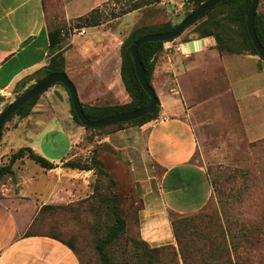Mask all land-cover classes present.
Masks as SVG:
<instances>
[{
    "label": "crops",
    "instance_id": "1",
    "mask_svg": "<svg viewBox=\"0 0 264 264\" xmlns=\"http://www.w3.org/2000/svg\"><path fill=\"white\" fill-rule=\"evenodd\" d=\"M84 29L82 35L86 34L87 28ZM188 42L191 45L184 52L181 44L186 46ZM172 43H164L154 74L153 85L160 102L158 117L143 125L108 133L99 140L119 153L139 186L143 202L139 231L150 246L175 244L171 211L189 214L210 199L212 187L202 149L209 146L213 132L224 139L226 127L235 116L249 141L264 137L261 98L264 89L259 83L264 65L261 66L259 57L238 54L256 64L253 77L257 81L250 90L254 99L241 107L240 100L249 94L240 85L241 95L236 96L234 88L252 77L229 80L223 61L228 53L217 51L213 37H189L173 47L174 56L168 49ZM49 56L48 28L41 0H0V90L35 83ZM86 68L96 90L106 92L113 100L119 96L129 99L120 84V71L112 70L104 58L90 61ZM112 85L119 93L116 97L110 94ZM65 123L73 148L84 127L72 119ZM197 154L202 162L195 160ZM71 157L69 154L62 158L48 157L55 167L40 166L38 177L24 172L28 160L24 158L15 163V174L8 178L14 182L0 181V264H80L62 242L43 235L24 236L33 215L43 204L68 201L73 195L74 176L83 172L63 166ZM224 160L219 163H225Z\"/></svg>",
    "mask_w": 264,
    "mask_h": 264
},
{
    "label": "rangeland",
    "instance_id": "2",
    "mask_svg": "<svg viewBox=\"0 0 264 264\" xmlns=\"http://www.w3.org/2000/svg\"><path fill=\"white\" fill-rule=\"evenodd\" d=\"M41 1L45 4L51 28L62 29L63 39L60 43V50L65 57V72L75 84L80 101L83 104L97 105L124 103L127 100L120 96L113 100L108 98L111 96L106 92L96 90L93 80L88 78L87 63L104 58L112 70L114 68L116 71H120L121 44L133 28L137 26L158 28L166 22L176 24L184 17L187 10L189 12L193 10L188 0H160L159 3L149 4L119 16L117 14L129 0ZM258 1L257 10L264 13V0ZM91 13L101 16L100 24L90 27L81 19ZM205 18L206 16L198 19L196 24ZM193 27L194 24L190 25L178 37L174 38L172 46L168 48L172 56L175 55L173 54L174 46L180 42H186L184 41L186 38L197 36L192 31ZM82 28H87V35L79 33ZM233 35L238 38V31L234 30ZM84 49L86 52H81ZM261 59L262 66L264 60ZM223 61L231 82L252 77L245 84L246 80L236 84V87L234 85V95L240 97L241 93L238 91L240 85H243L244 93L249 94L247 99L240 100V106L244 107L248 101L255 97L250 90L253 88V84H257L256 77H253L255 75L253 68L256 64L247 60L244 55L238 54H225ZM106 71L109 73L108 69ZM260 75L259 83L264 89V70L260 71ZM120 84L124 89L122 83ZM28 85L10 89L12 94L7 99L0 97V112L20 96ZM121 91L124 92V90ZM112 93L115 97L119 95L113 85L110 90L111 95ZM104 96L106 97L104 98ZM261 98L264 100L263 94H261ZM228 103L230 104L229 100ZM231 108L235 114L233 107ZM232 118L233 120L226 127L227 134L224 139H220L216 131L213 132L212 140L208 142L209 146L202 151L207 159V165L247 169L249 175L248 179H244V181L243 178L238 177L236 182L223 185L219 194L212 191L210 200L197 210L202 211L207 219L210 218L208 219L209 229H213V232L217 231L220 225L224 230L227 228L237 229L232 224L245 225L244 227L260 225L264 227V137L249 141L245 137L240 121L235 116ZM71 119L78 125L71 113L68 90L61 83L51 85L39 96L28 116L20 118L15 114L5 122L0 137V165L7 163L11 153L23 146L32 147L47 159L62 158L69 154V156L72 155L70 158L72 160L89 162L90 157L95 155L104 162L105 171L114 181L113 185H109L110 179L103 178V184L109 185L111 191L118 195V204L127 221V236L138 237L141 195L129 170L124 165L119 153L109 145L99 142L102 138L101 134L92 129L83 126L84 131L78 133L72 148L67 137L68 132H65L67 125L65 121L69 124ZM252 143H256V145L251 146ZM201 158L200 154H197L195 160L202 162ZM222 160L225 163H219ZM39 169H41L39 164L31 159H28L24 166V172L30 176L32 174L34 177H38ZM77 170L83 173L74 176L73 195L68 201L54 202L67 205L68 208L45 215L42 222L37 211L30 222L31 226L29 224L30 227L28 226L25 232L29 229L32 233L56 235L64 240L72 238L85 264H100L93 248V239L96 236L93 224H96L97 217L91 210L90 203L95 202L94 196L97 194L101 182H97L98 173L95 168ZM12 176H4L1 180L4 181ZM7 181L12 182L13 180L8 179ZM12 188L14 189V187ZM171 213L178 214L174 210ZM50 225L53 228H50ZM201 226L204 227L202 224ZM227 238L228 240L235 239L231 238V233L228 232ZM261 239V245L254 248L251 253L256 259L255 264H264V235L261 236ZM169 257L172 256L169 255Z\"/></svg>",
    "mask_w": 264,
    "mask_h": 264
},
{
    "label": "trees",
    "instance_id": "3",
    "mask_svg": "<svg viewBox=\"0 0 264 264\" xmlns=\"http://www.w3.org/2000/svg\"><path fill=\"white\" fill-rule=\"evenodd\" d=\"M205 1L206 0H188V3L192 5V9H195ZM159 2L160 0H129L117 15L120 16L142 8L143 6ZM41 4L48 28L50 56L47 64L40 71H43L45 74L52 72L66 73L65 57L60 50V43L63 39L62 29L58 27L51 28L45 4L43 1H41ZM250 4L251 0H222L219 4L198 18L200 19L206 16L205 19L196 24L197 19L193 23L194 27L192 31L196 33L199 38L213 37L215 40V48L221 54L249 53L259 56L246 28V15ZM257 7L254 20L255 31L258 40L264 47V13L259 12ZM188 12L189 10H187L184 15ZM81 19L90 27L96 26L102 21L100 15L93 13L81 17ZM176 25L177 23L172 24L166 22L158 28H153L154 26H137L129 32L121 44L119 72L122 86L128 94L129 99L124 103L108 105L83 104L80 101L83 112L88 119L95 121L106 116L136 110L149 102L150 98L142 88L136 76L133 59L130 54V47L143 35L165 32ZM234 30L238 31V38L233 35ZM173 40L174 39H170L169 41ZM188 40L189 38H186L184 41ZM165 42L168 41L145 42L140 45L138 50L141 62L145 68L147 80L154 90V74L163 52V45ZM41 78L42 76H36L35 82ZM33 84L34 83L29 84L26 89L30 88ZM40 95L27 101L16 112L10 115L5 122L15 114L20 118L28 116L31 108L36 104ZM69 101L73 119L81 126H84L76 116L70 96ZM159 112L160 102L152 113H147L130 121L117 122L96 128L84 127L99 132V134H101L100 136L103 137L108 133L130 126L143 125L158 117ZM5 122L1 126L0 137ZM255 145L256 143L251 144V146ZM24 158L33 160L45 169L55 167L52 162L36 153L31 147L23 146L11 153L7 163L0 165V180L3 179L4 176L14 175L15 163ZM103 164L104 162L95 155L90 157L89 162L69 159L63 163L64 167L72 169L90 170L95 168L98 173L97 182H101V184L97 189V194L94 196L95 202L90 203V208L97 217L96 224H93V230L96 234L93 239V248L96 251L100 264H255L254 262L256 259L251 253L254 248L261 245V236L264 235V227H262V225L257 227H244L245 225L237 226L236 224H232L237 229L232 230L227 228L224 230L222 225H220L217 231L213 232V229H209L210 222L208 219L210 218L207 219L202 211H194L189 214L170 213V221L176 246L175 244L150 246L141 238L139 230L138 237L127 236V221L123 215L121 206L118 204V195L112 192L109 187V185L114 184V181L105 171ZM206 171L212 191L217 194L221 192L220 189L223 185L236 182L238 177L243 178L244 181V179H248L249 175V170L247 169L231 168L223 165H207ZM104 177L110 179V184L108 186L103 184ZM133 182L135 186L139 188L134 180ZM140 200L141 204L139 210L143 207L141 196ZM67 208L68 206L63 204L45 203L38 210V216L42 222V218L45 215L53 214L59 209L66 210ZM201 224L204 225V227H202ZM50 228L53 227L50 225ZM227 232L231 233V238L235 239L228 240ZM31 235L48 236L62 242L73 251L80 264H85L72 238L64 240L56 235L32 233L29 229L24 233V236ZM169 255L172 257H169Z\"/></svg>",
    "mask_w": 264,
    "mask_h": 264
},
{
    "label": "water",
    "instance_id": "4",
    "mask_svg": "<svg viewBox=\"0 0 264 264\" xmlns=\"http://www.w3.org/2000/svg\"><path fill=\"white\" fill-rule=\"evenodd\" d=\"M221 1L222 0H206L205 2L197 6L195 9L185 14L184 17L172 29L165 32H157V33H150L143 35L132 44V46L130 47V54L133 59L135 73L142 88L146 91V93L150 98L149 102L143 107L132 111H126L123 113L106 116L104 118L95 121L90 120L85 116L83 112L75 84L69 79L66 73H62V72H52L48 74L42 73L41 75L42 78L40 80L36 81L30 88L26 89L18 98H16L14 101L9 103L0 112V131L2 124L6 121V119L10 115L16 112L27 101L36 97L37 95L42 94L51 85L55 83H61L65 86V88L69 92V96L71 98L72 106L76 113V116L79 118V120L84 126L89 128L111 125L117 122H126L139 118L147 113H152L155 110L156 106L158 105L159 99L155 90L147 80L145 68L139 56L138 50L140 45L150 41H169L170 39H174L178 37L187 27L192 25L205 12L211 10ZM257 4H258V0H251V4L248 8L246 15V28L255 50L257 51L259 57L264 60V47L258 40L254 25ZM187 44L191 45V42H188Z\"/></svg>",
    "mask_w": 264,
    "mask_h": 264
},
{
    "label": "built area",
    "instance_id": "5",
    "mask_svg": "<svg viewBox=\"0 0 264 264\" xmlns=\"http://www.w3.org/2000/svg\"><path fill=\"white\" fill-rule=\"evenodd\" d=\"M79 33L80 34H84L85 33V29L82 28ZM181 46H184V44H181ZM183 51L186 52L185 49H183ZM11 94H12L11 90H0V97H3V98L7 99Z\"/></svg>",
    "mask_w": 264,
    "mask_h": 264
},
{
    "label": "bare ground",
    "instance_id": "6",
    "mask_svg": "<svg viewBox=\"0 0 264 264\" xmlns=\"http://www.w3.org/2000/svg\"><path fill=\"white\" fill-rule=\"evenodd\" d=\"M188 45H189V44H187L186 46H182V48H183V49H185V48L188 49V47H189Z\"/></svg>",
    "mask_w": 264,
    "mask_h": 264
}]
</instances>
